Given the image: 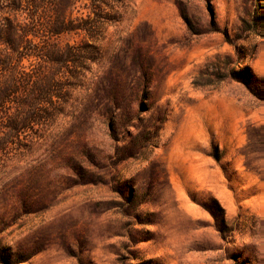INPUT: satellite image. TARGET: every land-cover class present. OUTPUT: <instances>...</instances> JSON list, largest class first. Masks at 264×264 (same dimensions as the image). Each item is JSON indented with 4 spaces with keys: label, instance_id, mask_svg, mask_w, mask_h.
I'll list each match as a JSON object with an SVG mask.
<instances>
[{
    "label": "rangeland",
    "instance_id": "1",
    "mask_svg": "<svg viewBox=\"0 0 264 264\" xmlns=\"http://www.w3.org/2000/svg\"><path fill=\"white\" fill-rule=\"evenodd\" d=\"M89 5L79 0L73 16H86ZM84 38L80 32L59 40ZM130 43L147 49L154 63L148 76L155 105L168 113L159 136L139 156L108 168L105 184L82 183L63 165L85 143L115 158L98 114L67 119L26 161L0 167V264L24 250L34 254L11 264H264V99L217 74L226 65L242 76L248 66L264 90V0H130L98 41L94 77L127 63ZM39 164L57 202L15 215L4 190ZM133 191L146 198L129 207L123 193ZM215 202L224 210L223 233Z\"/></svg>",
    "mask_w": 264,
    "mask_h": 264
},
{
    "label": "trees",
    "instance_id": "2",
    "mask_svg": "<svg viewBox=\"0 0 264 264\" xmlns=\"http://www.w3.org/2000/svg\"><path fill=\"white\" fill-rule=\"evenodd\" d=\"M78 1L0 0V167L14 160L26 161L41 139L51 136L67 119L86 122L98 114L108 125L115 158L85 143L65 157L63 165L82 183L105 184L108 168L153 145L168 113L164 105H155L156 94L148 76L154 63L147 49L142 52L130 43L127 63L94 77V64L102 57L98 41L111 23L120 21L130 0H90L86 16H73ZM80 32L85 35L80 42L62 44L59 40ZM218 70L220 79L232 76L264 99V90L248 66L242 76L239 71H228L226 65ZM146 112H150L148 119L143 115ZM212 155L220 159L218 147ZM40 166L22 172L4 190L10 194L15 215L38 214L57 202V188H50L53 181ZM123 197L129 207L146 198L138 191L129 196L123 193ZM211 208L223 233L224 210L217 202ZM33 254L17 251L9 258L20 263Z\"/></svg>",
    "mask_w": 264,
    "mask_h": 264
}]
</instances>
